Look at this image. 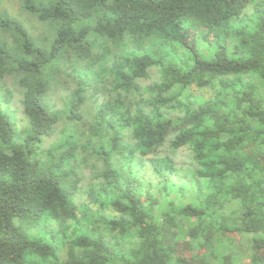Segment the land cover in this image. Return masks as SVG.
Segmentation results:
<instances>
[{
	"label": "trees",
	"instance_id": "trees-1",
	"mask_svg": "<svg viewBox=\"0 0 264 264\" xmlns=\"http://www.w3.org/2000/svg\"><path fill=\"white\" fill-rule=\"evenodd\" d=\"M17 1L0 264H264V0Z\"/></svg>",
	"mask_w": 264,
	"mask_h": 264
},
{
	"label": "rangeland",
	"instance_id": "rangeland-1",
	"mask_svg": "<svg viewBox=\"0 0 264 264\" xmlns=\"http://www.w3.org/2000/svg\"><path fill=\"white\" fill-rule=\"evenodd\" d=\"M1 12H8V14H10L11 17L20 19L21 18L20 13H22V9L17 0H0V13ZM8 87L9 89L0 87V92L2 94L11 96L7 104L6 103L2 104V106L0 107V110L2 112H8V111L11 112V116L15 123L16 132L19 137V136H22V133H23L22 129L24 128V124L20 121V119L16 117V113L18 112V115H19V111H20V106L18 105V102H17V99L20 96L16 95L15 93L14 95L13 94L14 89L10 87V85H8ZM15 141L19 142L17 137ZM0 151H6V147L0 144ZM247 254L248 253H246V256L243 259L238 261V264H249Z\"/></svg>",
	"mask_w": 264,
	"mask_h": 264
}]
</instances>
